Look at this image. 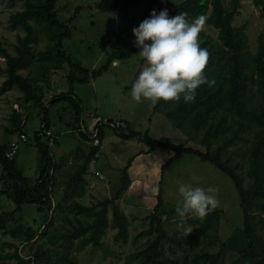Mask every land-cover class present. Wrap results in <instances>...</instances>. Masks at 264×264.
Returning <instances> with one entry per match:
<instances>
[{
	"label": "trees",
	"instance_id": "16d2710c",
	"mask_svg": "<svg viewBox=\"0 0 264 264\" xmlns=\"http://www.w3.org/2000/svg\"><path fill=\"white\" fill-rule=\"evenodd\" d=\"M20 1L24 3V8L12 16L11 21L14 27L20 26L25 35L18 36L15 55L1 49L2 56L5 58V73L7 75L4 85L16 86L24 94L25 106L31 103L41 112L45 111L46 105L44 92L40 87L41 78L60 69L63 62H67L70 67L82 70L87 74L88 71H84L80 65L75 64L64 49V41L71 37L72 32L68 24L60 20L58 16L56 6L60 0ZM173 1L145 0L147 9L142 20L147 18L152 10L159 12L165 9L169 17L183 12L189 21L197 16H203L206 23L218 32L217 40L202 31L199 34L200 46L207 48L209 53L204 74L215 83L211 87L206 84L201 85L196 90L195 99L191 103L157 101L155 110L163 112L176 129L184 131L189 135L190 140L198 142L204 150H196L184 145L176 146L169 141L153 140L148 135H141L134 131L127 122H124V125L118 123L119 126L108 122L107 126L112 127L114 135L118 138L145 143L150 148L149 152L163 149L173 153L166 164L175 161L181 154L187 153L199 157L203 162L213 164L228 175L234 182L241 199L244 213V235L248 242V250L233 263L264 264V36H259L257 50L254 54L251 53L246 27L234 26V19L239 13L241 0H231L228 6L225 5L224 0H183L175 7L172 6ZM123 2V0H100L96 6L101 13H117L121 10ZM252 2L259 9L260 17L264 19V0H252ZM32 21L39 26L49 45H47L46 51L39 53L38 74L29 77L21 74L20 69L34 55L31 44L35 29ZM68 22L71 24L72 19ZM138 51L139 49L133 43L131 49L125 53H113L108 61L112 63L116 59L130 57ZM104 71L105 66L95 74H101ZM63 99L71 101L76 116L75 121L80 125L81 104L79 101L76 103L71 92L60 94L51 102L55 103ZM22 108L24 113L30 116L29 108ZM24 113L14 112L11 134L22 132L28 135L27 130L21 128ZM42 123L45 125L44 129L36 132L33 139L38 162V177L35 180L24 176L18 164V155L9 156L10 143L8 145L0 144L1 180L3 182L0 197L8 198L16 206L14 211L0 214V232L8 233L7 223L16 222V214L21 213L24 207L33 206L37 208L38 212L46 213L45 223L39 225L34 222L37 226L36 229L18 224L9 230L14 238H19L26 245L36 246L33 257L28 259L20 255L18 247L15 248V252L10 256L22 264H47L48 251L45 250L43 242L39 243V237L51 219L50 214L55 210L62 211L64 209L63 202H55L52 195L55 186V177L52 171L59 169V165L56 164L51 154V124L47 114H45ZM102 126L98 125L92 134L81 133L83 139L92 144L98 140L99 145H92L87 154L83 151L79 152L77 158H84V163L68 182L66 194L71 187L74 192L76 191L77 198L84 197L85 176L89 173L92 160L99 154L105 137ZM250 132H252L253 139L248 148L250 164L247 176L251 183L245 187L244 178L238 172L239 165L231 162V154L235 151L225 158L224 154ZM44 137H47V143L43 142ZM216 141H221V143L216 146ZM132 162L130 161L128 166L120 171L121 186L115 197L89 206L77 201L71 203L67 208L76 212L77 226L74 225L70 231L63 234H48L47 232L48 240L52 244H55L56 239L67 243L78 240L80 249L87 246L99 248L102 246L107 232L112 230L116 231L114 236L116 243L129 244L130 227L134 220H129L118 201L131 184L128 170ZM66 197L64 200L68 201L69 197L67 195ZM156 198L157 205L148 216L141 219L143 224H148L147 229L134 239V242H137L142 238H147L148 246L135 254L133 259L139 260L141 264H222L221 260L228 251L225 244H220L216 253L196 252L201 236L211 238V243H220L218 229L221 212L216 208L208 213L204 222H199L200 226L189 235L187 248H182V255H178L169 248L171 256L168 257L164 250L165 242L178 244L180 247L182 245L174 239V235H171L164 225L162 174ZM110 211L113 214L111 219L109 218ZM256 212L260 214L256 215ZM188 216L191 218L192 215ZM64 218L67 223L73 224L67 215ZM208 231H210V235L207 233ZM1 247L2 239L0 237ZM60 262L62 264H79L74 257H70L68 254L62 257Z\"/></svg>",
	"mask_w": 264,
	"mask_h": 264
},
{
	"label": "rangeland",
	"instance_id": "374dc122",
	"mask_svg": "<svg viewBox=\"0 0 264 264\" xmlns=\"http://www.w3.org/2000/svg\"><path fill=\"white\" fill-rule=\"evenodd\" d=\"M100 0H60L57 3V11L60 20L68 24L72 35L64 41V49L67 55L75 64L80 65L88 74L69 66L67 62H63L60 69L53 71L51 74L41 78L40 87L44 92L45 111L39 112L31 103L26 104L24 94L13 85L6 86L5 81L7 75L5 73V58L2 56L1 49H5L9 54L15 55V46L17 45L18 36H24L23 29L18 26L14 27L11 17L18 11H22L24 3L20 0H0V144L8 145L15 140L18 134H11L12 116L15 111L24 113L22 107H28L30 116L27 122L26 130L29 142L21 144L18 155V164L23 171L24 176L32 179L38 177L37 150L33 146L35 131H39L40 126L44 123L43 118L47 114L51 124L50 133L54 143L51 146V154L59 169L52 171L55 177V186L53 188V199L55 202L62 201L64 209L62 211H53L50 221L46 224L45 229L39 237L44 243L45 250L48 251L47 264H62L60 261L65 255L74 257L79 264H141L139 260L133 259L134 255L144 250L148 246V239L142 238L134 242L136 236L145 231L148 224H143L141 219L143 215L148 216L151 211L144 209V213L138 214L134 207L124 206L123 201L119 200L118 204L122 211L133 221L130 227L129 244L122 245L116 243L114 236L116 231L109 230L103 239L101 247L96 248L87 246L83 249L78 248V240L67 243L63 240L56 239L52 244L46 234H63L70 231L74 225L77 226L75 220L76 212L67 208L71 203L77 201L83 205H92L102 202L105 199L115 197L121 186V175L109 181L103 175L98 176L90 170L85 176L84 197L79 199L70 187L67 194L68 182L77 174L78 169L83 165L84 158L78 159V154L83 151L89 153L91 142L81 137L82 132L94 133L89 129L94 118H99V125L106 136L113 134L110 124H121L127 122L132 129L141 135H148L153 140L159 142H171L179 146L184 145L196 150H204L199 143L190 140L188 134L178 130L165 117L163 112L156 111V103L142 100L137 103L130 98L129 90L131 83L140 71L143 61L136 56L135 53L130 57L116 59L109 63V58L113 53H125L133 47L132 32L133 27L138 26L142 21L147 4L145 0H123L124 4L117 13H101L97 10V3ZM183 0H174L172 6L180 4ZM231 0H224L228 6ZM72 19L70 24L68 20ZM35 33L32 41L34 55L20 69L21 74L34 77L38 74L40 63V52L46 51L48 42L44 34L40 31L39 26L32 21ZM234 26H245L248 35L250 52L255 53L258 47V39L260 35L264 36V19L260 17L259 9L253 5L252 0H241L240 10L234 19ZM202 32L210 35L215 40L218 38V32L205 23ZM105 66V71L101 74L97 73ZM86 80L84 81V79ZM72 79V81H70ZM84 81V82H83ZM72 93L76 103L81 104L80 125L75 121L76 116L72 109L70 100L63 99L59 102L51 101L60 94ZM28 105V106H27ZM114 135V134H113ZM253 139L252 132L244 135V139L231 147L224 154V158L232 153V164L239 165V174L244 178L245 187L251 183L247 176L249 169L248 148ZM43 142L47 143V137L43 138ZM221 141H216V146ZM159 155L165 157L164 151H158ZM158 155V157H159ZM102 165L97 168L103 169V172L111 171L108 165V159L103 155L100 160ZM160 170L154 172L150 176V180L145 185V192L150 194L156 189ZM2 169L0 167V189L3 182L1 180ZM66 195L68 201L64 200ZM124 195V194H123ZM122 195V196H123ZM67 198V197H66ZM16 209V206L6 197H0V214L10 213ZM142 210V209H140ZM143 212V210L141 211ZM46 213L38 212L36 207H24L21 213H17L15 221L7 223L8 233L0 232L2 239V247L0 248L1 264H22L18 260L12 258L15 248L22 257L28 259L33 257L36 246L26 245L19 238H14L10 231L18 224L31 226L36 229L34 222L41 225L45 223ZM256 212V215H259ZM68 216L73 224H69L65 220ZM113 216L112 211L109 218ZM135 216V217H134ZM139 216V217H137ZM137 217V218H136ZM134 218V219H133ZM133 219V220H132ZM164 225L174 239L179 241L178 244L165 242L164 250L168 257L171 256L169 248L178 255H182L183 249L187 248V242L191 232L185 233L182 229L177 228V224L181 223L179 217L175 213V209L171 206L164 208ZM205 217L186 216L182 221L184 227H190L192 231L200 226L199 222H204ZM244 221V216H242ZM197 221V222H196ZM227 221V220H226ZM228 222V221H227ZM229 224V222H228ZM245 227V226H244ZM237 228L239 223H237ZM235 229V228H234ZM224 226V220L219 221V242H212L211 238L201 236L196 252L208 251L216 253L220 244H225L228 251L222 258V264H235L240 255L248 250V242L246 237L240 235L243 231L237 232ZM241 229V228H240ZM237 230V229H236ZM209 235L210 231L207 232ZM262 233L261 231L259 232ZM239 239L241 242H239ZM239 242V243H238Z\"/></svg>",
	"mask_w": 264,
	"mask_h": 264
},
{
	"label": "clouds",
	"instance_id": "9594fccd",
	"mask_svg": "<svg viewBox=\"0 0 264 264\" xmlns=\"http://www.w3.org/2000/svg\"><path fill=\"white\" fill-rule=\"evenodd\" d=\"M205 23L203 16L191 21L183 12L169 17L167 10H152L148 17L131 29L134 46L139 49L136 56L143 65L131 83L130 98L139 103L147 100L182 101L191 103L201 85L211 87L215 81L204 74L208 62V50L200 46L199 34ZM191 182L178 183L175 213L181 223L178 229L192 232L182 221L188 215L203 218L219 206L217 189L202 187L198 177Z\"/></svg>",
	"mask_w": 264,
	"mask_h": 264
},
{
	"label": "crops",
	"instance_id": "0c3cea01",
	"mask_svg": "<svg viewBox=\"0 0 264 264\" xmlns=\"http://www.w3.org/2000/svg\"><path fill=\"white\" fill-rule=\"evenodd\" d=\"M98 119L99 118H94L88 130L92 132L96 130L97 126L100 124ZM36 132L38 131L36 130L34 133ZM113 134L104 137L102 141L101 150L98 154L99 157L96 163V170L99 174L103 175V177L113 182L118 174L119 176L121 175L120 171L125 169L130 161H133L128 170L131 184L120 199V201H123L124 206L135 207L138 210L137 213L141 215L145 212L144 209L152 211L157 205L156 197L162 174V198L164 201V208L171 206V208L175 209L176 202L179 200V196L176 192L178 183L191 182L190 178L195 176L199 178L200 186H212L217 189V199L219 200L217 209L221 212L220 221L224 220V226L231 230L235 228L234 231L236 232L238 230L243 231L240 235L245 237L244 221L242 220L244 213L241 207V199L234 182L228 175L220 171L213 164L203 162L199 157L187 153L181 154L175 161L166 164L173 156V153L163 149H156L149 152L150 148L145 143L138 140H124ZM160 150L164 151L165 157L159 155L158 151ZM103 155L108 159V165L111 171L103 172L104 168H97L99 164L102 165L100 160ZM158 169L160 172L156 189L154 192L147 194L145 192V185L150 180V176L154 175V172ZM140 209H142L143 212H141L142 210ZM144 217H146V215H143V218ZM237 223H239L241 229L237 228ZM239 242H241L240 239Z\"/></svg>",
	"mask_w": 264,
	"mask_h": 264
},
{
	"label": "built area",
	"instance_id": "2783aa9c",
	"mask_svg": "<svg viewBox=\"0 0 264 264\" xmlns=\"http://www.w3.org/2000/svg\"><path fill=\"white\" fill-rule=\"evenodd\" d=\"M28 119H29V116L28 114L24 113L23 114V117H22V123H21V128L24 130L26 129V126H27V122H28ZM114 126V125H112ZM117 126H119V124H117ZM45 125L42 124L40 126V131L42 129H44ZM48 134V133H47ZM49 135V134H48ZM97 134L94 136V140L96 138ZM28 135L26 134H23L22 132L18 133V136L15 140H13L12 142H10V152H9V156L10 157H14V156H17L19 155V151H20V146L21 144H25L28 142ZM54 143V140L50 138V145L52 146ZM94 146H97L99 145V141L98 140H95L94 143H93ZM99 155L97 154L95 159L92 160L91 164H90V170L95 172L98 176H101V174L98 173V171L96 170V159H98Z\"/></svg>",
	"mask_w": 264,
	"mask_h": 264
}]
</instances>
